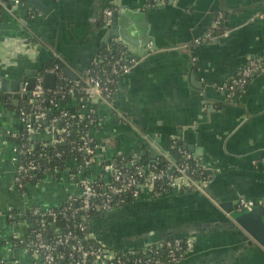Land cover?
<instances>
[{"label":"crops","instance_id":"1","mask_svg":"<svg viewBox=\"0 0 264 264\" xmlns=\"http://www.w3.org/2000/svg\"><path fill=\"white\" fill-rule=\"evenodd\" d=\"M111 4L146 14L139 34L146 43L131 46L117 39L120 44L135 53L152 45L154 52L117 80L110 97L95 102L100 126L89 132L96 161L87 175L106 182L110 176L102 174L100 163L117 156L153 165L177 141L198 150L184 148L213 177L204 192L145 195L102 213L93 223L94 237L127 250L194 232V248L182 264H264V245L227 212L241 198L264 196V70L237 98L226 91L241 68L264 57V0H12L0 19V80L28 83L31 73L36 77L52 61L82 78L113 44L109 39L102 48L101 13ZM219 16L226 36L185 47L205 36ZM130 31L133 37L137 26ZM12 101L14 107L20 103L16 96ZM22 125L16 110L0 101V264H41L24 247L29 222L9 214L59 208L81 194L76 160L24 191L17 186L14 138ZM51 137L41 130L31 138L38 144Z\"/></svg>","mask_w":264,"mask_h":264},{"label":"built area","instance_id":"2","mask_svg":"<svg viewBox=\"0 0 264 264\" xmlns=\"http://www.w3.org/2000/svg\"><path fill=\"white\" fill-rule=\"evenodd\" d=\"M155 1L161 2L162 0ZM6 7L4 0H0V19ZM113 11L114 8L112 6H108L103 11L102 25L104 27L110 25ZM221 17L222 16H219L217 20ZM217 20L213 24L214 26L218 23ZM227 34V30L220 34H214L211 29L205 36L194 39L185 47L193 48L201 46L207 42L222 38ZM112 42L113 44H120L117 39H114ZM111 48L112 46H109L93 59L89 68L91 69V66H94L96 70L88 69L84 78L82 77L84 84L81 87L77 84L75 86L76 89L73 88L71 90V94H74L76 91L82 93L86 97L89 107L95 106V102L99 99L102 100L110 97L114 91L117 80L121 76L129 74L141 61L154 52L152 45H148L145 51H138L136 53L124 47L125 49L123 48L121 57L117 61L111 62L107 54V51ZM105 65H108L109 68H106ZM58 68L59 66L57 65L51 68L48 73L56 74L58 77ZM263 70L264 57L252 61L241 68L238 76L226 86L229 98H232V91L235 87L241 88L245 86L255 74ZM61 78L67 80L62 74ZM78 80L75 81V83L78 82ZM44 88L43 76L37 75L33 88H30L26 82L23 83L18 91L10 92L9 98L11 100L14 99L15 96L18 99L26 95L31 97L33 112L29 114L28 117L21 118L24 126L23 128L26 132V134L22 135L23 138L25 135H28V139L32 140V135L37 131H41V125L46 120V111L42 109V104L45 101ZM87 111H90V109ZM90 112H94V110ZM66 116V112L61 114V118H65ZM57 120V118L51 119L50 127H53ZM52 129L43 130L50 132L53 137ZM61 140H65V137H62ZM77 150L85 154L83 157L84 167L79 168L77 171L80 178L79 185L81 186V194L79 198L70 201L74 202L76 205L81 203V209L84 211L92 209L103 213L110 212L121 206L124 200L120 199L119 202L116 198H121L125 193L129 194L134 201L142 199L145 195L158 197L159 192L156 191L155 187L159 182H163L169 189L168 191L166 190L167 193L170 192V190L180 191L183 189L204 192L207 184L213 177V174H208L202 180L194 179L190 176L188 166L174 165L175 163H173V161L175 162L177 157L171 155L166 150L165 152H161L160 157L162 156L172 164V166L170 165L167 169H157L154 164L150 166H140L129 162L127 167L129 169L132 168L131 170L126 167L125 171H113L114 165L108 164L105 170L110 176L109 179L106 182L96 183L95 179L90 178V176L85 173L86 170L91 168L92 163L96 161V143L89 133L82 137V143ZM178 151L188 159L197 160L200 168L203 170L209 169L187 150L178 148ZM56 156L59 157L61 155L57 153ZM171 168L175 170V175L171 174ZM36 169H38V166L33 162L29 163L27 167H19L15 179L17 186L22 188V181L24 178L29 176L30 171ZM254 207L264 209V196L258 199L241 198L235 204V210L238 212L243 209L251 210ZM34 212L37 217H49L50 221L56 217L51 209H47L46 213H44L45 210L38 209H35ZM9 215L14 219L22 216V214ZM82 220L84 221L85 218L83 217ZM82 223L77 226L80 231L84 230V223ZM30 228V237L26 241L24 247L36 259H39L41 264H182L193 250L195 242L192 236H188L184 239L175 237L156 242H147L134 249L117 250L98 240L95 244L86 245L84 243H86L88 237L78 239L72 232H66V230L56 227L54 223L50 225L42 224L39 227L30 224ZM49 231L52 232L53 236L48 239L47 234Z\"/></svg>","mask_w":264,"mask_h":264},{"label":"trees","instance_id":"3","mask_svg":"<svg viewBox=\"0 0 264 264\" xmlns=\"http://www.w3.org/2000/svg\"><path fill=\"white\" fill-rule=\"evenodd\" d=\"M4 2L6 7L12 2V0H4ZM217 21L218 23H216L215 26L213 25L211 28L214 34H220L226 30L223 18L221 17ZM123 48L124 46L122 44H112V48L107 51L108 58L111 60V62H115L121 57ZM100 52H103V50ZM55 66H57L56 63L52 61L42 70L38 76H44L51 68ZM105 66L106 68H109L108 65ZM91 69L96 70V67L91 66ZM57 70L59 76L57 77L56 85L52 89L44 88L45 101L42 104V109L46 111V120L41 125V130L53 128V137H51V139L48 141L36 144L33 140L28 139V135H25L24 138L22 137L23 134H26L23 128L24 126L22 125V128L14 138L17 146L20 167H27V165L31 162L38 166V169L30 171L29 176L24 178L22 181L23 187L21 189H23V191L26 190V188H28L30 185L43 182L48 175L56 176L59 171L66 168L67 163L70 160H76L77 162V168L75 172L79 168L84 167L83 157L85 154L78 151L77 149L82 143V137L88 134L92 127L100 126L97 107H89L86 97L82 93L76 91L74 94H71V90L73 88L76 89L75 86L77 84L79 87L84 84L82 78H80L76 83L75 81L63 80L61 78L60 69L58 68ZM243 87L244 86L241 88H234L232 91V97L234 99L239 96ZM0 101L5 103L8 107L14 108V110H16L20 116V119L22 117H28V115L33 112L31 97L29 95L20 98V103L17 107H14L13 101L9 97L4 96L1 92ZM88 109H90V111L94 110V112L87 111ZM64 112L67 113V116L65 118H61V114ZM54 118H57L58 120L53 127H50V121ZM62 137H65V140H61ZM178 148L184 149L179 142L171 141L167 149L171 155L177 157V160L175 162L173 161V163H175L174 165L188 166L190 176L196 180H202L208 174H213L210 169L203 170L200 168L199 162L197 160L186 158L178 151ZM57 153H59L61 156H56ZM129 162H132L134 165L136 164L131 158L127 156H117L110 160L101 162L100 164L102 167V174H108V172L105 170L108 164L114 165L113 171H125ZM94 165L95 163H92V166ZM154 165L157 169H167L170 165L172 166V164L168 160H165L162 156L158 158V161ZM90 172L91 171L89 170L85 171L86 174H90ZM171 174L175 175V170L173 168H171ZM95 182L102 183L100 179H96ZM155 189L159 192V196L167 194L166 190H169L163 182L157 183ZM180 191L188 190L183 189ZM170 192L173 191L170 190ZM120 199L124 200L123 203L121 202V206L134 201L129 196V194L126 193L123 194L121 198H116V200H119V202ZM34 210L35 209L27 210L26 212L22 213L20 218L17 219H26L29 224L35 225V227H39L42 224L50 225L54 223L56 227L66 230V232H72V234L77 236L78 239L88 237V240H86V243H84L86 245L97 243V239L94 237V234L90 229L93 227V223L100 219L103 212L92 209L84 211L81 209V203L76 205L74 202L68 201L59 208L51 209L55 213L56 217L50 221L49 217H37ZM46 211L47 210H45L44 213H46ZM11 214L17 213L13 212ZM83 217L85 218L84 221L82 220ZM82 222L84 223V230L80 231L77 226ZM52 236V232L49 231L47 238L49 239Z\"/></svg>","mask_w":264,"mask_h":264},{"label":"water","instance_id":"4","mask_svg":"<svg viewBox=\"0 0 264 264\" xmlns=\"http://www.w3.org/2000/svg\"><path fill=\"white\" fill-rule=\"evenodd\" d=\"M109 6H112L114 8V11L111 16V23L108 27H104L101 23V27L105 33L103 38L102 48L105 46L107 40L109 39H119L124 45H131V46H136L146 43L147 38L139 37V34L142 31L140 21L146 20V14L142 12V10L140 9L134 12L133 10L129 9L127 6H118L116 4H111ZM106 8L107 7H105L103 11ZM103 11L101 13V19H102ZM133 24L137 26L138 31L132 37V33L130 30L133 27ZM128 25L130 26L127 27ZM128 29L130 30L128 31ZM57 63L59 65V69H61L65 73V75H67L69 78H71L74 81H77L79 79L77 76L71 74L70 70L64 64H62L61 62H57ZM35 75L36 73L35 74L34 72L31 73L30 78L28 79V86L30 88L34 87ZM56 80H57L56 74L47 73L43 76V85L47 89H52L56 85ZM0 83H1V88H0L1 92H7L8 90H10L11 92H16L23 85L18 81H11L7 78H2L0 80ZM244 88H246V86ZM17 103L18 101L16 100L15 104ZM184 148L195 153H197L198 151L194 148L187 146H184ZM157 156H159V154H157L156 157ZM154 163H156V161ZM227 212H229V215L234 223H236L238 226L243 228L257 242L264 245V209L254 207L251 210L243 209L242 211L238 212L235 210V205H234L232 210L231 208H229L227 209ZM90 230L92 231V228ZM190 235L195 236L194 232L189 233L187 236Z\"/></svg>","mask_w":264,"mask_h":264},{"label":"flooded vegetation","instance_id":"5","mask_svg":"<svg viewBox=\"0 0 264 264\" xmlns=\"http://www.w3.org/2000/svg\"><path fill=\"white\" fill-rule=\"evenodd\" d=\"M108 7V6H107ZM138 240H141V243H143L145 240H143V238L141 239V237L137 238ZM148 242V241H147Z\"/></svg>","mask_w":264,"mask_h":264}]
</instances>
